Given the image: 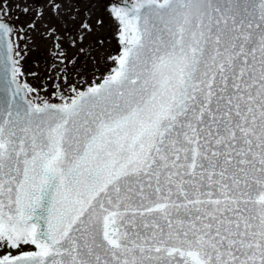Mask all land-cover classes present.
I'll use <instances>...</instances> for the list:
<instances>
[{
    "label": "snow or ice",
    "instance_id": "obj_1",
    "mask_svg": "<svg viewBox=\"0 0 264 264\" xmlns=\"http://www.w3.org/2000/svg\"><path fill=\"white\" fill-rule=\"evenodd\" d=\"M11 2L31 22L0 0V264H264V0H67L71 28L49 0L61 63L111 31L97 4L122 45L86 89L61 69V103L20 82L45 13Z\"/></svg>",
    "mask_w": 264,
    "mask_h": 264
},
{
    "label": "flooded vegetation",
    "instance_id": "obj_2",
    "mask_svg": "<svg viewBox=\"0 0 264 264\" xmlns=\"http://www.w3.org/2000/svg\"><path fill=\"white\" fill-rule=\"evenodd\" d=\"M4 4L8 7L9 9V20L16 26V27H24L26 24L30 23L31 20L29 18V16L23 14L20 9L16 8L14 5V7L16 9H12V3L11 0H3ZM106 2V0H105ZM108 2V0H107ZM21 3V7L24 6V0H20ZM48 3L49 0H27V4L32 7L34 9L32 15L35 16V11L40 10L41 8L44 10V16L43 18L40 17H36L37 20V31L32 32L29 31L28 32V36L30 37V41L28 42V47L26 49L27 51V55L24 56V58L20 61L21 64V69L22 67L25 68V65L29 68H33L36 63L38 62V60H45L46 58H49L55 62H59L61 63L60 59H57L53 56V53L57 51V49H55L53 47V40L48 38V34H47V30L49 26H52L54 28L57 29V34L61 35L62 37L66 35L65 33V28L61 27L60 23H58L55 13L53 11H51L48 8ZM71 3L75 4L76 0H71ZM64 10H63V20L65 22V24L67 25L68 28L72 27V21L70 19L71 13L68 10V2L67 0H64ZM86 7V5L84 3H80L78 8H73L72 11L73 12H78L83 10ZM102 5L101 4H97L96 7L92 10L93 13H95V16H99V15H104V13H101L100 9H101ZM91 15V13L89 14ZM95 16H93V19H95ZM80 19H84L83 16H80ZM97 35L95 34V31L89 35V36H85L83 41H78L79 43L81 42H90V46H85V49H83V54L82 57L86 58L89 55L92 56L93 55V49L96 48L97 50H99L100 47V52L97 54V56L99 57H103V50H102V46L98 45L96 43L95 38L103 35L102 33V29L100 30V32H96ZM76 32L75 29H72V36H75ZM41 36H43V38H41ZM78 42L77 45L78 46ZM23 47V45H21ZM62 48L63 51L67 54V59L64 61V63L62 64H69L72 65L73 63V58H75V61L77 64H80V61L78 59H82V57L76 55V51L78 50L77 47H75V50H73V46H70L68 43V40H64L63 44H62ZM71 61V63L69 62ZM45 63V61H44ZM25 70V69H24ZM32 71V70H29ZM23 82H27V80H25L23 77L20 78ZM30 84V82H28ZM35 95V94H33ZM40 98H49V99H59L58 97H51V96H46L45 94L40 96Z\"/></svg>",
    "mask_w": 264,
    "mask_h": 264
},
{
    "label": "rangeland",
    "instance_id": "obj_3",
    "mask_svg": "<svg viewBox=\"0 0 264 264\" xmlns=\"http://www.w3.org/2000/svg\"><path fill=\"white\" fill-rule=\"evenodd\" d=\"M11 6L12 9H16L13 6V3ZM104 15L107 19V24L111 26V31H109L107 27L102 29L103 35L107 36L105 43L102 45V58L100 56H97V54L100 52V47L99 50H97L96 48L93 49L92 56L89 55L88 57L83 58V52L81 51V49H85V46H90V42L84 41L81 43L78 42V46H76L77 43L75 46H73V50H75V47L78 48V50L76 51V55L82 57V59H78L80 61V64L74 62L75 58H73L72 65L66 64L65 68V64L59 63L57 61L54 62L52 58H46L45 60H38L33 68H29L26 65L25 68L22 67L21 70L25 73V76H23V78L27 80V82L33 84V78L31 76H28L27 73L36 72L38 74L35 78L36 82L39 84L47 85V91L40 92V96L45 94L46 96L48 95L51 97L59 98L58 91L56 95H52L54 89L51 85L56 80L58 75H63V73L60 71L61 69H65L67 72L71 73L72 75L68 77L69 81L83 90L90 86L94 80L100 82L103 79V76L108 73L109 69L114 67V61L111 59V57H115L122 52V45L118 42L115 24L113 23L111 18L107 17L106 12L104 13ZM95 34L97 35L96 32ZM53 63H55L56 65L55 68L52 67ZM49 77H51V79H49ZM33 86L36 85L33 84Z\"/></svg>",
    "mask_w": 264,
    "mask_h": 264
},
{
    "label": "water",
    "instance_id": "obj_4",
    "mask_svg": "<svg viewBox=\"0 0 264 264\" xmlns=\"http://www.w3.org/2000/svg\"><path fill=\"white\" fill-rule=\"evenodd\" d=\"M115 66V65H114ZM21 82V81H20ZM21 83H23V82H21ZM31 98V97H30ZM41 100H43V99H41ZM50 101V100H49ZM38 102H40V100H38ZM50 102H52V103H61V101H50Z\"/></svg>",
    "mask_w": 264,
    "mask_h": 264
}]
</instances>
